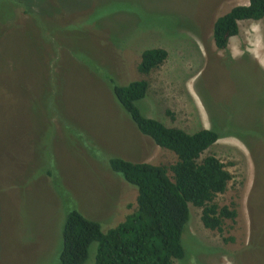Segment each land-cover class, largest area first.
<instances>
[{
    "label": "rangeland",
    "instance_id": "1",
    "mask_svg": "<svg viewBox=\"0 0 264 264\" xmlns=\"http://www.w3.org/2000/svg\"><path fill=\"white\" fill-rule=\"evenodd\" d=\"M247 3L0 0V264H60L71 210L102 231L121 222L137 189L111 170V157L176 160L138 130L110 78L148 80L136 102L146 117L219 134L202 157L216 155L232 174L215 201L234 203L237 216L219 233L189 205L175 264H264V17L239 21L227 50L212 38L214 20ZM154 47L167 58L142 74L141 53Z\"/></svg>",
    "mask_w": 264,
    "mask_h": 264
},
{
    "label": "trees",
    "instance_id": "2",
    "mask_svg": "<svg viewBox=\"0 0 264 264\" xmlns=\"http://www.w3.org/2000/svg\"><path fill=\"white\" fill-rule=\"evenodd\" d=\"M263 17L264 0H248L247 4L233 6L213 22L214 45L227 50L229 39L239 32V21ZM167 55L164 48L144 49L138 71L150 73ZM109 82L114 97L138 130L156 145L172 151L176 160L170 164H153L111 157V170L136 187V206L106 231L78 210L69 211L62 226L59 262L83 264L91 244L97 242L93 264H175V260L185 255L181 238L190 217L189 205L201 208L203 226L219 233L226 220L234 221L237 216L234 203L220 205L215 201L218 194L226 191L232 174L216 155L202 157L219 134L212 128L188 132L143 115L136 102L146 95L149 88L146 79L124 85L112 78Z\"/></svg>",
    "mask_w": 264,
    "mask_h": 264
},
{
    "label": "crops",
    "instance_id": "3",
    "mask_svg": "<svg viewBox=\"0 0 264 264\" xmlns=\"http://www.w3.org/2000/svg\"><path fill=\"white\" fill-rule=\"evenodd\" d=\"M177 127V126H176Z\"/></svg>",
    "mask_w": 264,
    "mask_h": 264
}]
</instances>
